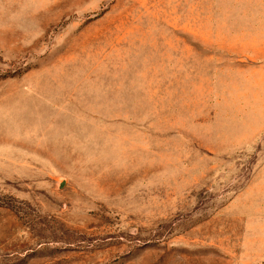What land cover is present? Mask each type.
I'll return each instance as SVG.
<instances>
[{"label": "rangeland", "instance_id": "rangeland-1", "mask_svg": "<svg viewBox=\"0 0 264 264\" xmlns=\"http://www.w3.org/2000/svg\"><path fill=\"white\" fill-rule=\"evenodd\" d=\"M0 264H264V0H0Z\"/></svg>", "mask_w": 264, "mask_h": 264}]
</instances>
